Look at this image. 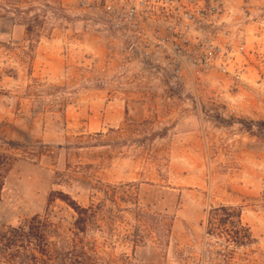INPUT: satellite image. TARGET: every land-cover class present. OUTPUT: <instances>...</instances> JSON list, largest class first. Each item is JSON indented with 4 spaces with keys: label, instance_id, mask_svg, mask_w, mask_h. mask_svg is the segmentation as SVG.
<instances>
[{
    "label": "rangeland",
    "instance_id": "1",
    "mask_svg": "<svg viewBox=\"0 0 264 264\" xmlns=\"http://www.w3.org/2000/svg\"><path fill=\"white\" fill-rule=\"evenodd\" d=\"M78 2L0 0V136L34 154L7 175L0 228L49 218L53 250L96 264H264V0H229L238 79L184 89L114 74ZM101 198H118L115 231L79 234L71 200Z\"/></svg>",
    "mask_w": 264,
    "mask_h": 264
},
{
    "label": "built area",
    "instance_id": "2",
    "mask_svg": "<svg viewBox=\"0 0 264 264\" xmlns=\"http://www.w3.org/2000/svg\"><path fill=\"white\" fill-rule=\"evenodd\" d=\"M229 0H79L78 16L104 43L114 74L184 89L212 74H241L247 32Z\"/></svg>",
    "mask_w": 264,
    "mask_h": 264
},
{
    "label": "trees",
    "instance_id": "3",
    "mask_svg": "<svg viewBox=\"0 0 264 264\" xmlns=\"http://www.w3.org/2000/svg\"><path fill=\"white\" fill-rule=\"evenodd\" d=\"M25 25V24H24ZM27 32L30 26L26 24ZM22 145L7 141L0 136V198L3 191L7 175L12 170L19 157H34V154L22 150ZM113 193L117 194L119 188L112 187ZM107 193V192H105ZM70 207L77 214L75 229L79 234H87L90 230L102 232L104 229L114 232L120 208L118 198H101L99 202H91L87 207L80 206L71 200ZM108 203L112 206L109 207ZM137 215H146L144 208L136 201ZM227 217H238V210L234 208L220 207L215 210ZM242 215V210L240 211ZM241 217V216H239ZM235 227L241 232H246L242 223ZM53 224L49 218L35 216L27 220L17 228H0V257L7 264H96L101 258L97 251L77 249L73 251L53 250L51 233ZM140 232V229H137ZM147 235L148 231H143ZM137 234L133 240L135 247L142 243L145 236ZM105 264H119L116 262H106Z\"/></svg>",
    "mask_w": 264,
    "mask_h": 264
}]
</instances>
